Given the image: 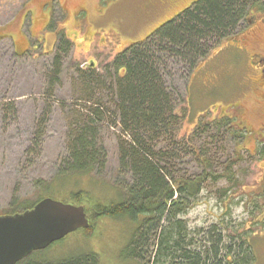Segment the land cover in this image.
Here are the masks:
<instances>
[{
	"label": "rangeland",
	"instance_id": "1",
	"mask_svg": "<svg viewBox=\"0 0 264 264\" xmlns=\"http://www.w3.org/2000/svg\"><path fill=\"white\" fill-rule=\"evenodd\" d=\"M47 1L0 0V37L9 33L8 36L15 39L18 34L16 38L21 41V34L24 37L28 35L34 41L31 51L39 44L42 45L41 49H52V33L47 32L39 40L35 36L40 35V29L33 28L35 36L31 37L30 33H26L27 23L22 27L26 13L29 11L34 17L37 12L33 5H39L40 8ZM194 1L196 0H171L170 6L159 10L156 0H102L105 9L103 15L95 17L90 12L88 18L93 23L92 28L96 25L104 27L100 37L111 39L109 46L104 47L109 50L113 47L111 52L115 54L123 47L124 50L132 43L143 40ZM30 3L33 7L26 10ZM85 3L88 4L87 0H75L71 5L72 10L82 8ZM93 3L99 10L100 0ZM60 4L68 6L65 0H60ZM58 5L57 1L54 8L49 4L42 9V13L50 16L56 7L58 16ZM92 7L87 8L93 12L95 8ZM72 10L65 14L66 23L61 26L70 27V36L74 37L72 32L76 34L78 25L71 20ZM65 33L67 34L66 29ZM226 39L221 40L199 61L200 64L196 65L190 79L185 74L188 70L184 68L183 62H177L167 72L161 71L173 74L167 76L166 83L168 88L175 87L179 93L173 106L175 113L185 112L184 119L177 120L172 132L173 138L183 140L178 141L181 146L177 147V153L172 152L169 146L171 142L167 141L170 135L153 136L144 141L154 153L153 156L162 151L175 154L173 161L168 162L154 158L157 163L171 169L175 178L202 172L203 163L190 151L191 146L198 151L201 161L204 158L208 160V171L219 174L228 164L231 165V180L225 177L213 179L209 176L203 182L195 204L184 217L191 228L205 229L223 222L222 235L247 230L246 227L257 230L252 231L251 235L246 233L253 258L250 264H264V229H259L261 225L264 226V157L259 158L263 154L250 153L249 149L254 145L251 138L246 143L247 149L236 147L234 141L223 136L213 125V120L202 117L198 121L199 115L206 109L212 110V106L222 112L229 111L240 103L245 111L241 117L246 126L254 131L261 126L262 118L258 119L260 109L252 103V97H236L240 92L235 81L243 73H240L242 68L236 67L231 60L233 56L228 57L229 53L219 56L220 53L218 58L208 60ZM71 40L77 53L87 55L90 52V43L85 42L86 45L79 46L75 40ZM110 42H115V46ZM260 44L264 45V41L260 40ZM52 56L53 54L42 56L39 50L30 56H15L11 40L5 38L0 41L1 214L22 204H31L46 194L47 197L72 204L69 194L77 190L86 191L93 201H121L126 198V188L132 182L131 171L122 152V147L131 141L132 136L124 130L113 100L115 74L93 76L91 73H74L70 68L71 61L77 58L73 53L68 57L61 56L63 73H45L53 69ZM206 59L208 71L203 73L200 67ZM185 99L188 102H183ZM207 122L209 124L203 128ZM80 124L90 128L87 140L93 145L97 158L90 164L87 173L71 175L70 172L65 173L71 165L69 145L73 140L74 130ZM188 141H191L187 148L189 150L181 148ZM236 153L240 157L232 163ZM225 188L228 191L222 196L221 190ZM232 194L235 202L231 201L229 206L223 205L224 198ZM137 225V221L132 222L125 217L91 219L87 231L77 229L65 235L43 249V256L51 261H59L72 256L95 254L97 264H148L146 261H151L153 256L150 245L143 254V259H125L122 254Z\"/></svg>",
	"mask_w": 264,
	"mask_h": 264
},
{
	"label": "trees",
	"instance_id": "2",
	"mask_svg": "<svg viewBox=\"0 0 264 264\" xmlns=\"http://www.w3.org/2000/svg\"><path fill=\"white\" fill-rule=\"evenodd\" d=\"M263 7V0H196L143 40L132 43L115 57L113 74L116 83L113 100L124 130L132 136L131 141L122 147L132 182L126 188V198L121 201H93L83 190L73 191L69 196L73 205L84 206L89 224L91 219L98 218L125 217L132 222H138L123 249L125 259H143V254L150 245L153 256L151 261H146L148 264H250L253 260L248 234L245 233L244 237L238 234L231 236L228 233L222 235L223 222L205 229H193L182 218L195 204L203 182L209 176L213 179L225 177L231 180V165L228 164L219 174L208 171V160L204 158L201 161L198 151L189 146L191 141L183 144L185 146L181 148L190 147V151L203 163L202 172L198 175L175 178L171 169L157 163L154 158L173 161L175 154L172 152L177 153V147L181 146L178 141L183 140L173 138L172 132L176 128L177 120L185 117V112L180 115L173 109L179 93L175 87L168 88L166 83L167 76L173 74L161 71L167 72L177 62H183L184 68L188 70L185 74L190 79L199 61L221 40L234 34L249 12ZM187 99L183 102H188ZM202 117L204 116L199 115L198 121ZM208 124L209 122L205 123L203 128ZM195 125L198 126L197 123ZM213 125L223 136L231 139L232 133L227 128L226 120L215 119ZM89 133L91 132L87 125L80 124L74 130L73 140L69 145L71 165L65 173L85 174L90 170V164L95 162L96 152L87 140ZM162 135H170L167 141L171 142L169 146L172 152L162 151L153 156L154 153L144 140ZM234 142L236 147H243L240 141ZM236 154L232 163L240 157ZM227 191V188L221 190V195L225 196ZM47 196L46 194L31 204H22L0 215L22 212ZM228 198L229 196L224 198L223 205L229 201ZM60 201L68 203L65 200ZM228 204L225 205L229 206ZM89 227L90 225L82 230L85 232ZM44 252H32L31 256L16 264L98 262L95 254L51 261L43 256Z\"/></svg>",
	"mask_w": 264,
	"mask_h": 264
},
{
	"label": "flooded vegetation",
	"instance_id": "3",
	"mask_svg": "<svg viewBox=\"0 0 264 264\" xmlns=\"http://www.w3.org/2000/svg\"><path fill=\"white\" fill-rule=\"evenodd\" d=\"M29 1L30 0H28V2ZM56 1L59 3L58 6L60 9L58 16H56V7L55 11L52 10L50 16L48 13H42V9L45 6H48L49 4H51L52 8H54V4ZM65 1L68 6H62L60 4V0H48L43 6L40 5V8L39 5H33L37 11L34 14V17L28 11L24 16L23 22L21 21L22 16L19 21L20 26L22 22V27H24L27 23L28 32L26 33H30L31 37L35 36L33 28L40 29V35L38 37L35 36L36 39L40 40L41 36L44 37L47 32L52 33V35L54 36L52 49H41L40 47H42V45L39 44L37 45L36 49L31 51L30 48L32 47L34 41L29 38L26 34L25 37L23 36V34H21L20 36L23 37V40L18 41V39L16 38L18 34L14 33L16 34V37L15 39H11L8 36V33L7 35L0 37V41L5 38H9L11 40V45L13 46V54L19 57L30 56L31 54H34L37 50L41 51L42 56H49L53 54V69L47 70L45 71V73H63L61 68V56L65 55L66 57H68L71 56L72 53L74 57L77 58L71 61L70 68L74 73H91L95 76H102L104 74L108 75V73H113L114 59L121 51H123L124 47L122 48V50L118 51L115 54H113L114 52H111L113 50V47L110 50L104 47L109 46L108 42L111 41V39L107 40L105 37L104 39H102L100 35H102V32L105 30L104 27L96 25V27L92 28L91 25L93 23L90 21V18H88L90 12L95 17H100L103 15L105 9H103L104 6L102 4V0H100L101 4L99 3V10L96 6L92 5L94 4L93 2L95 0H87L88 4L85 3L82 8H78L77 10H72L73 6H71L74 4L75 0ZM156 1L159 10L171 5V0ZM33 6L30 3L27 6L26 10H29ZM92 6H94L95 8L93 12L89 11L87 8ZM68 10H72L71 20L74 24L78 25L77 30H75L76 34L72 32L74 37L70 36V27L68 28L67 25L66 28L61 26L63 23H66L64 16L65 14H68ZM65 29L68 35L65 33ZM69 36L73 40H75L76 44H78L79 46L86 45L87 43L85 42L90 43V52L87 53V55L77 53L74 49L73 41ZM26 37L29 40H27ZM263 37L264 7L262 9L252 10L251 12H249V14L245 17L243 24L236 30V32L229 36L228 39H226L225 43L221 47H219V49H217L211 56L208 57L209 60L214 57L218 58L219 56H223L224 54L229 53L228 57L233 56L231 60H233L235 66H240L242 68L240 73L243 74H241L240 78L235 81L236 87L239 88L238 92H240L239 94H236V97L241 99H249L250 97H252V103L260 109V113L258 116V119L262 118L260 128L257 131H254L246 126L245 120L241 117V115H243L245 111L240 103L234 105L229 111L223 110L222 112H218L217 110L213 109L214 106H212V110L206 109L205 111H203L202 114H200L203 115L206 119H210L213 121H215V119L226 120L227 128L229 132L232 133L231 140L240 141L245 149H247L246 143L251 138L254 142V145L252 146L253 148L250 147V149H248L250 153H259V155L263 154L262 157L259 156L260 159L264 157V45L260 44V40L264 41L262 39ZM30 40L32 43L30 42ZM110 43H113L114 46L116 44L115 42ZM109 53L111 54V56H109ZM220 53L221 55H219ZM206 61L207 59L202 61V65L200 67L203 73H207L208 71ZM70 68H67L68 71H70ZM195 69L196 68L193 69V72L195 71ZM119 73L122 72L119 71ZM233 198L234 197L232 194V196H229L228 200L235 202ZM229 201L225 204H230ZM186 214H184V216ZM184 216L182 218L186 220ZM246 229L247 230L243 231H231L230 235L236 236L238 234L240 237H244L245 233L251 235L252 231H257L250 227H246ZM259 229H264V226L261 225ZM247 239L249 240L248 236Z\"/></svg>",
	"mask_w": 264,
	"mask_h": 264
},
{
	"label": "water",
	"instance_id": "4",
	"mask_svg": "<svg viewBox=\"0 0 264 264\" xmlns=\"http://www.w3.org/2000/svg\"><path fill=\"white\" fill-rule=\"evenodd\" d=\"M88 226L84 206L49 197L22 212L0 215V264H16L32 252Z\"/></svg>",
	"mask_w": 264,
	"mask_h": 264
},
{
	"label": "clouds",
	"instance_id": "5",
	"mask_svg": "<svg viewBox=\"0 0 264 264\" xmlns=\"http://www.w3.org/2000/svg\"><path fill=\"white\" fill-rule=\"evenodd\" d=\"M241 209H237V211H240Z\"/></svg>",
	"mask_w": 264,
	"mask_h": 264
}]
</instances>
